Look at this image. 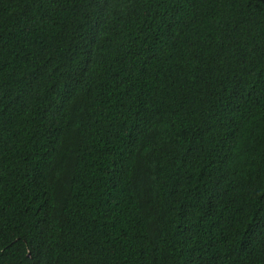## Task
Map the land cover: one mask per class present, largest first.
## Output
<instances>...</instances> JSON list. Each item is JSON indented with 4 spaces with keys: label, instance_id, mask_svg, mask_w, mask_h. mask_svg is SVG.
<instances>
[{
    "label": "trees",
    "instance_id": "1",
    "mask_svg": "<svg viewBox=\"0 0 264 264\" xmlns=\"http://www.w3.org/2000/svg\"><path fill=\"white\" fill-rule=\"evenodd\" d=\"M0 264H264V0H0Z\"/></svg>",
    "mask_w": 264,
    "mask_h": 264
}]
</instances>
